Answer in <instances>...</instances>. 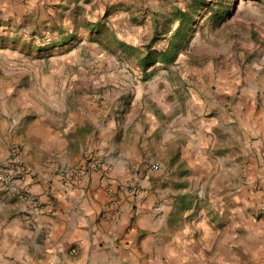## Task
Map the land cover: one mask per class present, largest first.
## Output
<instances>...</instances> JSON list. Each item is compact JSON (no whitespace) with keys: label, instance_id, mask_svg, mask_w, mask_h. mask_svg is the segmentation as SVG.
I'll use <instances>...</instances> for the list:
<instances>
[{"label":"rangeland","instance_id":"rangeland-1","mask_svg":"<svg viewBox=\"0 0 264 264\" xmlns=\"http://www.w3.org/2000/svg\"><path fill=\"white\" fill-rule=\"evenodd\" d=\"M249 98L264 111V0H0V191L30 211L28 189L44 209L36 167L77 157L54 174L82 189L85 175L62 172L93 155L129 216L114 231L103 209L100 232L57 246L55 264H241L244 190L263 179L249 170L264 155ZM17 157L29 174L11 185L1 170ZM141 214L155 226L137 228Z\"/></svg>","mask_w":264,"mask_h":264},{"label":"crops","instance_id":"crops-1","mask_svg":"<svg viewBox=\"0 0 264 264\" xmlns=\"http://www.w3.org/2000/svg\"><path fill=\"white\" fill-rule=\"evenodd\" d=\"M255 104L254 99L249 98L244 113L255 115L256 128L262 135L261 148L262 146L264 148V111L258 110ZM96 130V127H92L90 133L94 134ZM51 131H42L40 128L38 133L42 138L39 140H56V137H51L50 134H53ZM101 132L107 135L104 133L106 127H102ZM97 139H100V136ZM99 141L97 140L96 147L101 151L109 153L115 151L114 143L108 137ZM25 158L32 163L29 153H26ZM76 158H60L57 163L52 164L53 170L47 168L49 171L36 167L32 189L38 193H45L43 197L47 202L44 209L29 211L28 203L22 197L0 191V264H55L58 247L68 246L76 241L87 245L86 237L94 231L100 232L98 228L103 219L99 222L98 219L103 209L109 210L104 216L108 219L112 216L114 231L120 225H125L127 218L129 219L123 212V204L126 203L124 202L118 211L113 210L114 205L108 203L112 198L109 189L113 188L114 184L106 185L101 182L97 178L98 172L87 173V177H84L86 185L82 189H71L57 179L54 173L58 165ZM249 170L255 177L263 176V179L259 190L254 187L244 190L245 219L241 224L246 232L239 238V246L246 258L241 255L238 262L248 264L250 260L257 258L254 264H261L264 262V155H253ZM48 192L50 196L46 195ZM248 209L253 213L250 214ZM258 213H263V216L257 218ZM232 216L235 218V214ZM137 222L140 226L137 228L155 226L156 216L141 214ZM129 234L133 235L132 230ZM232 236L234 237V234ZM62 257L65 261L69 260L66 253L62 254Z\"/></svg>","mask_w":264,"mask_h":264},{"label":"built area","instance_id":"built-area-1","mask_svg":"<svg viewBox=\"0 0 264 264\" xmlns=\"http://www.w3.org/2000/svg\"><path fill=\"white\" fill-rule=\"evenodd\" d=\"M15 164H16V169L14 166V169L10 170H5L2 168V172H5L4 178L7 179L11 185L17 184V183H25L28 170L26 166L22 163V160L20 158H15ZM151 167L153 169H159L160 165L158 163H152ZM92 169L96 170H101V173L103 174L104 179H109L110 178V172L107 171L109 169L108 165H106L105 161L102 158L89 155L85 159V161L82 163V166H77L75 168H69L65 169L62 172V177L67 180L70 184L77 182V179H79L82 175H87L89 171ZM84 176V177H85ZM25 196L28 198V200L31 203V206L34 207V209H42L44 206V202L41 198V196H38L37 194L32 193L27 189Z\"/></svg>","mask_w":264,"mask_h":264},{"label":"trees","instance_id":"trees-1","mask_svg":"<svg viewBox=\"0 0 264 264\" xmlns=\"http://www.w3.org/2000/svg\"><path fill=\"white\" fill-rule=\"evenodd\" d=\"M191 21H192V20H190L189 18H187L186 23L188 22V23L190 24V23H192ZM189 24H188V25H189ZM149 59H150L149 55H146V56L142 59V61L145 62V63L147 64V63L150 62ZM171 59H173V58H171Z\"/></svg>","mask_w":264,"mask_h":264}]
</instances>
